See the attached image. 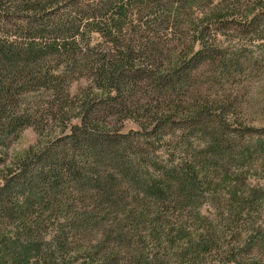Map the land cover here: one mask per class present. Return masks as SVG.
<instances>
[{
	"label": "trees",
	"instance_id": "trees-1",
	"mask_svg": "<svg viewBox=\"0 0 264 264\" xmlns=\"http://www.w3.org/2000/svg\"><path fill=\"white\" fill-rule=\"evenodd\" d=\"M251 1L212 0L192 36L200 48L183 58L165 49L176 28L172 0H0V225L31 226L8 245L11 256L32 226L43 231L64 220V228L101 229L88 250L93 264H264V223L252 220L264 193L230 221L200 215L192 237L172 238L208 197L200 162L264 132L237 129L230 109L191 99L198 70L232 60L221 46L226 31L264 41V0L247 7ZM80 79L87 84L72 93ZM126 120L139 128L123 132ZM28 126L44 144L8 164ZM138 159L156 183L145 182L122 219L119 198L94 177Z\"/></svg>",
	"mask_w": 264,
	"mask_h": 264
},
{
	"label": "rangeland",
	"instance_id": "rangeland-1",
	"mask_svg": "<svg viewBox=\"0 0 264 264\" xmlns=\"http://www.w3.org/2000/svg\"><path fill=\"white\" fill-rule=\"evenodd\" d=\"M211 1L172 0L177 19L175 32L168 38L165 48L168 56L180 52L184 58L200 48L199 44H193L192 36L194 29L201 24L202 15L211 11ZM261 3L260 0H253L246 6L261 7ZM236 11H240L239 8ZM226 33L221 36V46L233 53L232 60L227 61V68L222 61H216L198 70L194 74L195 95L191 99L194 104L213 110L230 109V120L237 129L254 127L264 130V41L239 36L235 30ZM86 84V79L73 82L71 92L76 93ZM73 122L78 123L79 120ZM138 128L137 123L126 120L123 132ZM44 142L45 139L38 136L34 127L24 128L8 150V164L29 150L39 148ZM231 146L226 156L200 162L199 172L209 188L208 197L184 214L173 229L174 241L192 237L200 225V215L212 218L224 215L230 221L229 218L242 211V207L248 209L250 202L246 199L264 193V132L245 134ZM94 180L101 188L110 189L119 198L117 209L122 219L129 216L144 196L145 182L156 183L155 174L146 170L139 159L133 162L132 167L118 163L103 166ZM258 209L259 213L252 214V220L259 222L261 219L260 223H264V203ZM63 222L60 220L54 226L44 227L47 230L43 231L35 230L32 226L33 234L29 237L22 234L20 247L12 250V256L8 245L19 239L24 227L29 229L31 226L0 225V250L6 249V263L15 264L17 260L19 264H93L88 250L98 239L101 229L78 231L77 228L72 229L71 225L64 228ZM63 242L67 247H62Z\"/></svg>",
	"mask_w": 264,
	"mask_h": 264
}]
</instances>
